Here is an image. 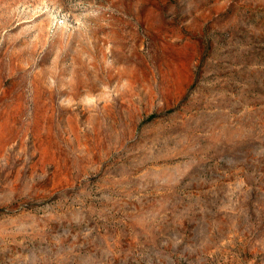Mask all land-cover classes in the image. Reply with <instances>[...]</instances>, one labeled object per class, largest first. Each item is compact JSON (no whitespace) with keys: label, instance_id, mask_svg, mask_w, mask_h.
Returning a JSON list of instances; mask_svg holds the SVG:
<instances>
[{"label":"rangeland","instance_id":"rangeland-1","mask_svg":"<svg viewBox=\"0 0 264 264\" xmlns=\"http://www.w3.org/2000/svg\"><path fill=\"white\" fill-rule=\"evenodd\" d=\"M0 264H264V0H0Z\"/></svg>","mask_w":264,"mask_h":264}]
</instances>
